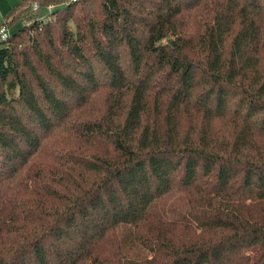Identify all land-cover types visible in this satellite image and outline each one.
<instances>
[{
    "label": "trees",
    "instance_id": "obj_1",
    "mask_svg": "<svg viewBox=\"0 0 264 264\" xmlns=\"http://www.w3.org/2000/svg\"><path fill=\"white\" fill-rule=\"evenodd\" d=\"M29 2L53 8L27 23ZM17 20L0 264H264V0H23ZM59 132L73 144L41 155ZM123 225L138 253L107 240Z\"/></svg>",
    "mask_w": 264,
    "mask_h": 264
},
{
    "label": "rangeland",
    "instance_id": "obj_2",
    "mask_svg": "<svg viewBox=\"0 0 264 264\" xmlns=\"http://www.w3.org/2000/svg\"><path fill=\"white\" fill-rule=\"evenodd\" d=\"M23 0H0V25L4 22L3 20L6 18L7 14L10 12L12 6L16 5L18 2H21ZM36 3V2H35ZM33 2H29L28 7L23 5L22 7H18L15 9V11L13 12L16 17L18 16H22L24 18L25 22H30L32 21L31 18H28L30 16L34 17V15H31V12L35 14L36 17L38 18H46V16L48 15V13L50 12V9L53 8V4L49 3L48 6L43 5L40 9V11H35L34 10V4ZM42 4L47 3V1H41ZM52 5V7H51ZM28 14V15H27ZM9 19V18H7ZM23 24L22 20H17L14 23H12L10 25V31H15L17 30L21 25ZM75 24L76 22L71 20L70 21V26L75 28ZM101 71V68H100ZM107 89L103 88L101 89V91H99L94 98H97L95 104L93 105V107H98L100 105L103 106V103H105V98L107 97ZM74 118L77 121H80L82 119L86 118V112L83 110H79L75 113ZM240 120V119H239ZM216 128H220L221 131H225L230 130L232 128V123L230 120L226 121L225 119H220L217 121V123L215 124ZM62 133L59 132L57 135L53 136L52 138L48 139L47 145L49 146V149H47L44 153H42L41 155H46V157L51 156L50 158H52V154L55 150H62V149H66L67 147L71 146L73 144V139L70 135H66L64 138L61 136ZM262 141H264V137H262ZM182 195L183 193H181V191H176L175 193H173V195L171 197H168V207L169 205H175L177 202L178 203V208L179 210L184 209L183 208V204H182ZM163 201V200H162ZM130 231H131V227L129 225H123L120 226L118 228H116L115 230L112 231V233L110 234V236L107 238V240L109 239L110 242H114L115 244L120 245L121 249L128 253V254H135L138 253V247L137 245H130L129 243H127L125 241V238L127 235H130Z\"/></svg>",
    "mask_w": 264,
    "mask_h": 264
},
{
    "label": "built area",
    "instance_id": "obj_3",
    "mask_svg": "<svg viewBox=\"0 0 264 264\" xmlns=\"http://www.w3.org/2000/svg\"><path fill=\"white\" fill-rule=\"evenodd\" d=\"M52 7V5H51ZM39 8V4L38 2H36L34 4V10H37ZM10 26L7 24V22H3L1 25H0V41L1 40H4V39H7L8 36L10 35Z\"/></svg>",
    "mask_w": 264,
    "mask_h": 264
}]
</instances>
